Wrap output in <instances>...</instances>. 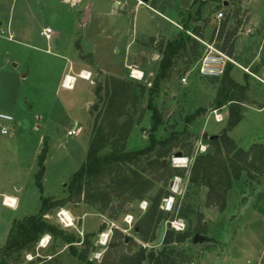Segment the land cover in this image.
Returning a JSON list of instances; mask_svg holds the SVG:
<instances>
[{"label":"rangeland","instance_id":"374dc122","mask_svg":"<svg viewBox=\"0 0 264 264\" xmlns=\"http://www.w3.org/2000/svg\"><path fill=\"white\" fill-rule=\"evenodd\" d=\"M87 2L0 0V110L13 116L0 135V184L19 199L15 210L0 206L2 264H151L141 257L150 251L163 254L160 264H264V0L128 5L122 31L134 32L136 63L124 62V47L112 40L90 61L94 42H103L94 24L81 28L76 19ZM134 12L141 22L133 30ZM45 27L50 40L40 35ZM169 42L179 46L158 78ZM204 43L230 58L222 76L196 71ZM75 48L85 54L81 66L104 74L92 71L90 82L77 78L64 89L59 76L70 73ZM73 128L77 134H68ZM91 142L99 156L154 147L82 175L71 193ZM42 198L58 201L43 219L76 241L46 232L3 256L11 223L36 214ZM195 233L206 240L193 243Z\"/></svg>","mask_w":264,"mask_h":264},{"label":"trees","instance_id":"16d2710c","mask_svg":"<svg viewBox=\"0 0 264 264\" xmlns=\"http://www.w3.org/2000/svg\"><path fill=\"white\" fill-rule=\"evenodd\" d=\"M179 44L173 45L172 43H168L167 48L168 50L164 51L162 60L160 61V66L158 69V74L156 75L158 78L162 75V72L166 69V67L169 64L170 57L169 55L173 52H175L176 48H178ZM224 74V73H223ZM222 74V75H223ZM221 75V76H222ZM212 78V77H210ZM216 78V77H213ZM226 99V96L224 97ZM220 101V100H219ZM221 102V101H220ZM218 102L219 104H221ZM235 122L237 121L234 120ZM158 124V120H155L154 125L151 127V131L156 130V126ZM154 147V143L152 142L149 146L139 149L133 153H126L123 155L113 154V153H107L103 156L98 155V149L100 148V145L97 144V142H91L90 147L87 151V158L86 162L76 171L71 180H70V192H78L81 184L82 175L87 174L90 175H99L102 174L103 171H106L107 168L110 166V164L116 160H125L126 158H132V157H138L139 154L147 152L148 150H151ZM264 156V145L259 146L258 151V158L263 159ZM161 164V162H159ZM205 162L200 160L199 161V167H204ZM262 165V164H261ZM203 170H205L203 168ZM127 178V177H126ZM126 178H120L117 179V183L122 182L126 180ZM159 197H156L154 205H158ZM58 201H53L48 198H42L41 206L39 208V211L36 214L28 215L23 217L21 220H17L11 223V229H10V235L7 238L6 245L2 248V254L3 256L8 253L12 252L14 250H20L22 248H25L29 246L31 243L36 242L40 236L46 232L52 234V235H62V230L58 229L56 225H50L46 222L45 219H43V215L46 214V211L56 206ZM76 237L73 235L66 236L62 235L61 240L65 243H72L76 241ZM74 254H77V257L80 261L84 262L86 261L87 257L83 253H77L73 247H71ZM140 257V256H139ZM141 257L146 258L148 262L151 264H160V260L163 257V254L159 252L158 254H154L153 251L148 252L147 254H142ZM0 264H2V257H0Z\"/></svg>","mask_w":264,"mask_h":264},{"label":"crops","instance_id":"0c3cea01","mask_svg":"<svg viewBox=\"0 0 264 264\" xmlns=\"http://www.w3.org/2000/svg\"><path fill=\"white\" fill-rule=\"evenodd\" d=\"M62 1L64 2V0H62ZM78 1L79 0H67V1H65V3L69 2L73 6ZM147 1L148 0H146V1H141V0H124V1H120V0H99L98 3H96L93 0H88V2L83 4L82 7H79L76 9V12H77L76 19L79 21L80 27L86 28V26H88L89 24H94L96 32L93 34L95 35L97 40H98V38H100V39H102V42H103V43H100V46L94 42L93 48L87 53V56L91 57L90 61H94V62L99 61V59L97 57H98V53L101 50L100 49L101 46H103V44H108V42L111 40L114 42L113 47H115L116 45H119L120 47H124L123 48V59L125 60L124 62H126V61L130 62L131 61L133 63H136V61L138 59H140L141 48L131 49V45L133 44V39H134L132 37V34L134 32L131 30V36H129L130 35V34H128L129 30L126 32L122 31V22H123V20L128 18V14L130 13V11H129V13L126 11V8L128 7V5H132L136 11V8L141 6V2H143L146 5ZM138 21L141 22V16L138 14L136 15L134 12L132 15V27H133L132 29L133 30H134V24H137ZM45 28H49V27H45ZM108 30H111V33H109ZM51 33H52V31H51ZM12 39H13V35H12ZM50 39H51V36H50ZM72 54H73V56L70 59V62L72 63V65L69 64V66H68V70L70 71V73L66 72V73H63L62 75L60 74L59 78L62 79L63 76L66 74H70V75L73 74L72 71L74 68L78 69L76 74L79 73V71L83 70V71L89 72L90 77H91L92 71H94L96 73L100 72L101 74H104L99 66H93L91 64H89L87 66H81V63H83V59L81 57L83 55H85L82 52V49L80 51V50L75 48L72 50ZM129 56H131V58H129ZM132 65L133 64H131V65L126 64L124 66V68L126 67L127 69L128 68L133 69ZM14 66H16V65H14ZM137 70H139V69H137ZM142 73H143V71H142ZM76 74L74 73V75H76ZM109 75L115 76V77H124L125 76V75H121V74L120 75L109 74ZM25 77H27V73L20 74L21 79H23ZM90 77L88 80H90ZM61 79H60V82H61ZM76 80H77V78H76ZM82 80H87V79H82ZM88 82H90V81H88ZM17 189H19V186H17ZM17 193H18V190H14L13 188H11V190H9L5 186V184H0V196H1L0 206L2 208H6L9 210H15L19 204V199H18ZM6 195L14 198V202L12 204L5 203L4 197Z\"/></svg>","mask_w":264,"mask_h":264},{"label":"built area","instance_id":"2783aa9c","mask_svg":"<svg viewBox=\"0 0 264 264\" xmlns=\"http://www.w3.org/2000/svg\"><path fill=\"white\" fill-rule=\"evenodd\" d=\"M223 16V13L221 11H219L216 15L215 18L217 20H219L221 17ZM2 31H0L1 33ZM40 34L42 36H44L47 40L50 39V34H51V30L50 28H45L43 30L40 31ZM7 39H12V33L7 31ZM206 48L204 50V52L202 53L199 61H198V65L196 68V71L198 72L199 75L203 76V77H220L224 71H225V67L227 62H231L230 58L225 55L224 53L216 50L215 48H213L211 45L206 44ZM83 72L85 71H79V73H77L76 75L74 74H66L63 76V78L61 79L60 82V86L64 89H73L75 82H76V78H81V79H85ZM134 69L130 68V72L129 75L135 79H141L143 76V73L141 71L140 76H136L133 74ZM88 73V78L90 77V73ZM70 78V79H68ZM182 81L184 82L185 79L183 78ZM13 121V116L5 111L0 110V135H5L9 132V123ZM77 130H75V128L71 129L68 131V134L70 135H76L77 134ZM58 218L60 219L61 222H63L64 224H66L67 222L64 221V219L60 216V213L58 214ZM68 224V223H67ZM29 260V259H28ZM23 264H29L28 262H25Z\"/></svg>","mask_w":264,"mask_h":264},{"label":"water","instance_id":"95a60500","mask_svg":"<svg viewBox=\"0 0 264 264\" xmlns=\"http://www.w3.org/2000/svg\"><path fill=\"white\" fill-rule=\"evenodd\" d=\"M141 1H146V0H141ZM165 202L166 201L163 202L164 205H165ZM205 240H206V238L203 235L199 234V233H195L193 235V237H192V242L193 243H202Z\"/></svg>","mask_w":264,"mask_h":264},{"label":"bare ground","instance_id":"6f19581e","mask_svg":"<svg viewBox=\"0 0 264 264\" xmlns=\"http://www.w3.org/2000/svg\"><path fill=\"white\" fill-rule=\"evenodd\" d=\"M64 1H67V0H64ZM84 73H86V75H84V77H85V79H87L88 78V73L85 71V72H83V74ZM68 75V74H67ZM69 76V75H68ZM68 79H70V78H68ZM70 81H71V79H70ZM177 163H180L179 162V160L178 161H176ZM179 165V164H178ZM166 204L165 205H167V201L165 202ZM68 221V220H67Z\"/></svg>","mask_w":264,"mask_h":264}]
</instances>
